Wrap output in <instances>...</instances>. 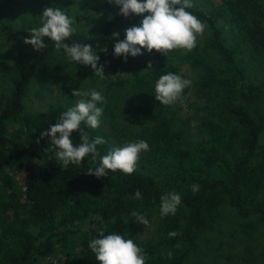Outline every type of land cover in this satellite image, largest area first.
Instances as JSON below:
<instances>
[{
    "label": "trees",
    "instance_id": "16d2710c",
    "mask_svg": "<svg viewBox=\"0 0 264 264\" xmlns=\"http://www.w3.org/2000/svg\"><path fill=\"white\" fill-rule=\"evenodd\" d=\"M69 1L62 0L58 7L70 16ZM208 3L207 9L194 5L188 11L207 25L206 48L214 52L215 61L201 55L197 44L180 60L144 49L154 59L152 68L133 71L130 85L139 102L133 103L131 111L140 125L138 141L150 146L145 152L147 172L136 168L131 175L116 171L97 178L87 174L99 162V157L94 162L91 155L80 165L62 169L50 138L40 136L74 106L57 104L30 113L25 111V99L33 83L44 88L49 81L60 80L63 98L72 103L76 98L72 90L80 87L79 75L91 66L70 62L48 38L40 52L18 51L13 56L8 64V90L0 93V264H98L89 242L101 230L133 239L144 250L146 264H186L201 253L199 237L213 228L224 203L241 218L256 216L264 222V145L260 140L264 132V6L261 0ZM42 13L37 12L39 26ZM142 19L125 18L116 6L98 30L76 29L66 43L91 44L98 53L115 45L112 34L118 29V39L123 40L125 30ZM222 20L234 25L247 58L237 60L236 49L225 43L219 26ZM12 32L11 7L5 3L0 6V39H9ZM182 61L199 69L197 89L209 103L200 123L202 138L195 142L188 140V123L176 124L166 106L155 100L156 81L168 72L178 75ZM110 85L120 88L122 83ZM81 129L90 139L106 141L97 146L101 156L112 149L109 135L100 127L82 123ZM71 138L75 145L81 142L79 131ZM193 184L199 185L197 193L191 191ZM137 189L142 199L134 198ZM169 192L181 196L180 210L160 218L155 236L141 244L137 237L141 224L131 213L145 215L159 207L161 196ZM172 231L180 235L169 238Z\"/></svg>",
    "mask_w": 264,
    "mask_h": 264
},
{
    "label": "rangeland",
    "instance_id": "374dc122",
    "mask_svg": "<svg viewBox=\"0 0 264 264\" xmlns=\"http://www.w3.org/2000/svg\"><path fill=\"white\" fill-rule=\"evenodd\" d=\"M62 0H0V6L7 3L11 7L12 35L9 39H0V93L6 92L9 85L10 72L8 64L18 51L29 54L33 47L24 44V39L31 38L28 31L33 27H39L37 12H43L49 7H58ZM209 0H192L199 8H209ZM216 1V0H214ZM264 6V0H261ZM116 5L107 0H70L69 13L76 21L74 27L84 32H95L102 23L115 10ZM225 43L230 48H235V56L247 58L248 52L243 42L239 41L234 25L222 20L219 23ZM121 30L118 29V33ZM208 29L203 35L197 36V47L201 55L215 61L214 52L206 48ZM104 49H107L105 52ZM96 53L99 64L104 66V79L94 76L91 68L82 72L79 90L95 89L106 99V103L98 105L103 107L100 130L109 135V141L114 147H122L127 142L138 141L140 125L131 111L133 103L139 102L138 93L131 88L133 71L136 67L148 68L153 65L154 59L141 49L142 55L129 56L127 63L123 57L114 56V46L104 48ZM184 50H174L170 55L180 60ZM183 79L189 80L190 86L183 92V100L167 105L168 114L173 116L178 124L181 121L188 123V140L198 141L202 138L200 123L206 116L209 108L208 101L197 89L199 69L185 61L179 65V73ZM110 82L122 83L120 88L112 87ZM62 81H49L44 88L33 83L28 90L25 99V111L41 113L51 105L63 104L75 106L76 97L72 103H68L62 95ZM212 108V107H211ZM213 109V108H212ZM261 143L264 145V132L261 135ZM149 168V157L142 152L137 164V169L146 171ZM180 208L178 207V212ZM149 221L148 225L141 224L137 237L139 242L145 243L156 234L158 222L161 218L160 206L144 215ZM201 253L191 258L186 264H264V222L258 221L256 216L247 218L239 217L234 209L224 203L220 215L216 218L211 230L201 233L199 237Z\"/></svg>",
    "mask_w": 264,
    "mask_h": 264
},
{
    "label": "clouds",
    "instance_id": "9594fccd",
    "mask_svg": "<svg viewBox=\"0 0 264 264\" xmlns=\"http://www.w3.org/2000/svg\"><path fill=\"white\" fill-rule=\"evenodd\" d=\"M110 4L119 7V14L125 18L129 16H143L139 25L125 30V38L119 40V33H113L112 39L117 42L114 45V56L123 57L127 63L129 56L142 55L141 49L149 53L153 50L163 56H168L174 50L192 51L197 44V36L203 35L207 25L197 16L188 11L194 7L192 0H107ZM147 13V15H145ZM39 27L31 28L28 33L31 38L24 39V44L31 45L34 50L46 47L44 38L54 42L55 50L66 55L70 62L91 66L94 76L104 79V66L99 65L100 57L94 52L91 44L73 42L66 43L75 33L76 23L60 7L46 8L40 16ZM106 52L107 49H104ZM148 68L152 65L149 63ZM190 81L172 72L161 75L155 83V100L162 105H171L183 100L184 90L190 86ZM72 96L78 97L74 107H70L61 114L59 122L50 126L48 131L41 133L40 139L50 138V144L55 147L56 158L61 162V168L71 165H80L84 158L91 155L95 162L99 157L98 165L87 171L88 175L97 178L105 177L109 172L120 171L125 175H131L136 171L140 154L150 150L145 140L127 142L122 147L112 148L106 155L101 156L97 150L98 145L106 143L102 137L90 139L89 133L81 129V124L97 129L103 115L102 105L106 103L105 97L95 89L72 90ZM154 114V113H153ZM79 131L80 143L75 145L72 134ZM39 142V141H37ZM191 191L197 193L199 185L193 184ZM134 198L142 199L139 189L134 193ZM181 196L175 192L164 194L160 198L161 218L169 214L175 215L181 204ZM136 223L148 225L146 217L137 211L131 213ZM102 220V217H94ZM179 232L168 233L169 238H175ZM180 247L179 244L176 245ZM89 248L95 256L98 264H146L144 250L133 239L123 235L112 233L105 234L99 231L98 238L89 242ZM173 253L169 251L167 257L171 259Z\"/></svg>",
    "mask_w": 264,
    "mask_h": 264
}]
</instances>
